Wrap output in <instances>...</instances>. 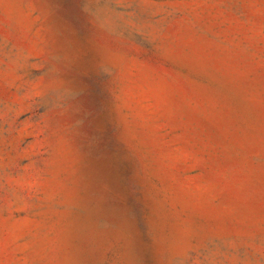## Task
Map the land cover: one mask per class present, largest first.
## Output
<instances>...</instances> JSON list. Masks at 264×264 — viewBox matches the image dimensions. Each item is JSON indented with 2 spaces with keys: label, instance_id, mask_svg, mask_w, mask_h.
Masks as SVG:
<instances>
[{
  "label": "rangeland",
  "instance_id": "374dc122",
  "mask_svg": "<svg viewBox=\"0 0 264 264\" xmlns=\"http://www.w3.org/2000/svg\"><path fill=\"white\" fill-rule=\"evenodd\" d=\"M0 264H264V0H0Z\"/></svg>",
  "mask_w": 264,
  "mask_h": 264
}]
</instances>
